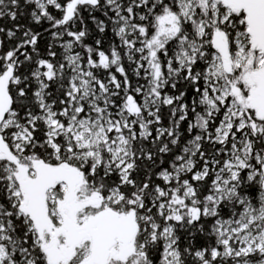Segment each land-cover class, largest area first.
Returning a JSON list of instances; mask_svg holds the SVG:
<instances>
[{
  "label": "snow or ice",
  "instance_id": "6c2138e0",
  "mask_svg": "<svg viewBox=\"0 0 264 264\" xmlns=\"http://www.w3.org/2000/svg\"><path fill=\"white\" fill-rule=\"evenodd\" d=\"M0 264H264V0H0Z\"/></svg>",
  "mask_w": 264,
  "mask_h": 264
}]
</instances>
